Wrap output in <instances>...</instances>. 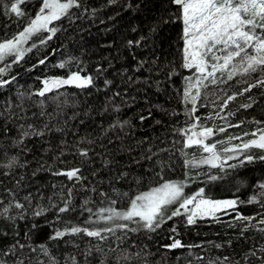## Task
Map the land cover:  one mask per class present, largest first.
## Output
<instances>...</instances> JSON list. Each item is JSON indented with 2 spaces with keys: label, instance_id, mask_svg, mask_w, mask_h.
Here are the masks:
<instances>
[{
  "label": "trees",
  "instance_id": "16d2710c",
  "mask_svg": "<svg viewBox=\"0 0 264 264\" xmlns=\"http://www.w3.org/2000/svg\"><path fill=\"white\" fill-rule=\"evenodd\" d=\"M41 2L26 0L20 6L25 13L21 17L6 13L0 4V42L22 31L34 18ZM79 4L70 10V16L50 25L57 29L54 35L41 32L33 36L24 47H31V51H26L23 59L12 64L0 77L11 80L0 87V164L17 157L19 164L25 165L15 167L8 176L3 175L7 169L0 167V208L10 201L24 205L23 209L13 207L9 212L11 216L22 212L23 219H0V248H7L18 240L26 245L24 253L43 264H50L49 257H54L57 264H99L100 254L84 255L96 245L105 252L109 248L117 250L109 254L107 264H115L121 249H126L131 256L123 264H209L210 261L245 264V253L264 246V232L259 231L264 225L258 223L264 219V207H261L264 197L257 196L258 203H246L261 191L258 185L264 183V161L256 159L240 165L234 159V162L218 163L223 164L224 171L207 164L186 170L185 159L198 161L207 153L197 145L183 148L186 137L178 130L191 123L211 127L204 120L220 111L222 100L234 94L236 98L223 111L228 123L222 125L219 119L215 122L218 123L214 129L223 127L225 131H216L205 143H215L220 153L221 144L228 139L235 141L264 128V87L237 94L247 86L245 80L254 82L255 78L264 77L260 73L251 78L237 76L227 84L202 89V93L214 94L207 100L202 96L197 102L195 115L200 120H188L186 113L191 105H185L182 96L185 77L194 76L195 72L181 66L183 25L176 20L159 24L157 31H152L161 17L175 19V6L168 0H79ZM49 35H52L50 40ZM41 39L45 42L41 43ZM42 59L45 62L40 64ZM11 60L12 57L7 58L0 67ZM60 64L65 66L61 68ZM81 69L82 76L93 77L92 85L64 88L44 97L31 95L39 91L44 79L67 77ZM105 80L111 83L106 86ZM246 104L251 107H242ZM41 111L45 114L41 115ZM124 121L127 123L121 127ZM29 124L37 129L48 124L53 130H45L42 137L25 138L24 144L14 143L20 138V126L26 129ZM61 141H66V146ZM77 147L89 149V158L76 154ZM248 154L258 157L264 153L253 148ZM233 164L238 166L228 167ZM72 167H80L84 179L69 181L65 176L53 174ZM185 171L192 177L186 181V194L194 195L203 187L208 199H236L244 203H238L234 210L217 219H196L192 225L186 223L185 216H179L155 232L142 230L125 234L117 229L115 235L105 233L108 239L103 242L83 234L49 239L56 230L83 225L89 216L81 208L86 200L91 201L87 207L93 211L108 206L109 200H116L113 206L123 209L128 206V198L121 193L133 195L163 181H184ZM210 175L220 178L210 181ZM101 192L107 195L101 196ZM69 199L74 210L58 217V207ZM53 204L57 208L51 207ZM41 208L45 209L44 213L34 215ZM236 212L255 219L251 223L238 221ZM106 226L111 225L103 222L90 225ZM173 227L175 232L171 231ZM245 227L247 231L242 233ZM170 238L181 240L185 246L199 247L169 251L164 245L172 242ZM29 245L36 251L32 252ZM40 245L48 248L49 256L40 252ZM225 257L229 259L224 260ZM4 259L11 262L15 258ZM248 264H260V261L250 258Z\"/></svg>",
  "mask_w": 264,
  "mask_h": 264
},
{
  "label": "snow or ice",
  "instance_id": "6c2138e0",
  "mask_svg": "<svg viewBox=\"0 0 264 264\" xmlns=\"http://www.w3.org/2000/svg\"><path fill=\"white\" fill-rule=\"evenodd\" d=\"M25 3L26 0H7L6 3L5 0H0L4 11L15 14L17 17L25 14L20 7ZM168 3L175 6V19L161 17L157 26L153 27L152 31H157L159 24L174 23L176 20L182 23L183 49L181 66L189 71L195 70L194 76L185 77L182 102L185 105H191L186 113L187 119L198 121L200 117L195 115L198 111L197 102L201 100L202 96L203 99L207 100L209 95L214 94L208 92L202 93V89H207L210 85L227 84L237 76L251 78L253 74L260 73L264 77V0H168ZM79 6V0H42L34 18L28 21L27 26L17 35H14L12 39L0 42V63H4L7 58L12 57L9 63H6L4 67H0V77H3L9 71L12 64L19 63L26 51H31V47L25 49L23 45L27 44L33 36L41 32H50L54 35L57 29L55 27L49 28V25L53 21L60 20L62 17L70 16V10ZM52 35H49L47 39H52ZM44 42L41 39V43ZM131 43L129 41V44ZM34 46L32 45V47ZM44 62L43 59L39 61L40 64ZM64 66V64L59 65L61 68ZM81 71L83 70L71 72L66 78L44 79L42 81L43 87L31 95L44 97L46 93H50L54 89H59L64 85H74L78 88L92 85L93 77L90 75L82 76ZM12 80H15V77H12ZM9 83H11V80L0 79V87ZM110 83V81L105 80L106 86ZM244 83L247 86L237 93L238 95H244V93H248L256 87H264V78L257 77L254 82L245 80ZM20 97L23 99L24 94L21 93ZM235 98L234 94L228 95L223 99L220 111H224L228 106V102ZM213 103H216V101H213ZM242 107L248 108L251 107V104L242 105ZM44 114L41 111V115ZM217 116H219V113H217ZM141 119L143 120L144 117H141ZM208 119H211V117H208ZM126 123L127 121H124L120 126L123 127ZM230 126L238 127L239 125ZM112 127H115V125ZM197 127H199V131H196ZM20 128V138L14 141L17 145L24 144L25 138L33 136L42 137L45 135V130H53V128H49L48 124H45L43 129H37L31 124L26 129L23 125ZM54 130L63 131L60 128H54ZM216 131L223 132L225 129L223 127L214 129L191 123L187 128L178 130L180 135L186 137L182 142L183 148L197 145L202 148L203 152L208 153L206 157L198 161L185 159L184 167L186 170L196 168L201 164H207L213 168L220 167L221 171H224L223 164H218L217 162L223 161L226 164L228 160L233 159H238L240 165H243L245 162L252 163L256 159L264 161V154L258 157L248 154L253 148L260 149L264 153V128L250 133L253 138L243 142L242 145L225 147L223 152L231 153V155L227 156H221L216 151L215 143H205ZM188 133H191V135H188ZM88 143L91 144L93 142L88 141ZM177 143L180 142L177 141ZM61 145L66 146V141H61ZM89 151V149L77 147L76 154L88 159ZM60 155H63V151H61ZM241 155L243 156L242 159H240ZM148 159H151V156ZM157 163L161 162L157 161ZM17 166H25L19 164L17 157H11L7 163L0 164V167L7 169V171L3 172L4 176L11 175V170H14ZM237 166L236 164L228 165L230 168H236ZM161 171H163V167H161ZM81 172L80 167H72L66 170L55 171L53 174L65 176L69 181L79 182L84 179ZM218 178L220 177L216 175L208 176L210 181H215ZM161 179L163 180L162 177ZM189 179H192V177L188 171H185L184 181H163L148 191H137L133 195L121 193L120 195L128 198V206L123 209H117L113 206L117 203L116 200H109L108 206L93 211L92 208L87 207L91 201L86 200L81 208L87 211L89 216L84 220L83 225L73 224L70 227H66L63 231L56 230L49 239L57 240L69 234H83L86 237L95 238L103 242L108 239L105 233L115 235L117 229L125 234L138 233L142 230L155 232L157 229L162 228L165 223L179 216H185L186 223L192 225L196 222L197 218L214 217L215 213L219 211L227 212L228 209L234 210L238 203H244V201L236 199H208L205 197V189L203 187L199 188L194 195H188L185 193V187L187 186L186 181ZM258 187L261 191L257 195L250 197L246 203H258L257 196L264 197V183H260ZM92 191H95V189L93 188ZM70 193L71 189H69ZM100 195L106 196L107 194L101 192ZM13 207L20 210L24 208V205L18 201H10L8 205L0 208V219L9 221H15L17 218L23 219L24 215L22 212L18 216L9 215L10 209ZM51 207L57 208V205L53 204ZM261 207H264V204H261ZM72 210L74 208L71 200H65L63 206L58 207L57 216L59 217L61 213ZM44 211L45 209H38L34 212V215L40 216ZM93 216L96 217L95 220L92 218ZM235 219L251 223L255 217H245L236 212ZM101 222L111 226L103 228L90 227V225ZM258 223L264 225V219L259 220ZM33 227H36V225H33ZM171 231L175 232V227ZM244 231H247V227L241 229L242 233ZM259 231L264 232V227L260 228ZM117 239L122 238L117 237ZM170 239L172 242L164 245L169 251L184 247H199L198 245L185 246L179 239ZM25 247V244H20L17 240L7 248H0V264H26V261L27 264H43V261H39L38 259L33 260L28 254L24 253L23 249ZM28 247L31 248L32 252L36 251L35 247H31L30 245ZM18 249L20 250L19 255H17ZM39 249L43 255L49 256L48 248L45 245H40ZM116 251L115 248H109L108 252H105L102 247L96 245L88 248L84 255L88 257L95 252L101 256L99 264H107L109 254ZM8 256H12L15 259L9 262L4 259V257ZM250 258H255L260 261V264H264V246L256 250L250 249L245 253L243 258L245 264H248ZM130 259L131 256L127 250L121 249L120 253L115 257V264H123V262ZM228 259V257L224 258V260ZM49 261L50 264H57L54 257H49ZM209 264H214V262L210 261ZM220 264H223V261ZM236 264H240V262L237 261Z\"/></svg>",
  "mask_w": 264,
  "mask_h": 264
},
{
  "label": "rangeland",
  "instance_id": "374dc122",
  "mask_svg": "<svg viewBox=\"0 0 264 264\" xmlns=\"http://www.w3.org/2000/svg\"><path fill=\"white\" fill-rule=\"evenodd\" d=\"M53 22H55V21H53ZM52 22V23H53ZM51 23V24H52ZM50 24V25H51ZM50 25H49V28H50ZM50 33V32H49ZM26 45V44H25ZM25 45H23V47H25ZM194 72H195V70H194ZM220 85H223V84H220ZM219 86V85H218ZM217 113H219V116H217ZM215 115H209L208 117H211V119H208V117L206 118V120H204V123L205 122H210L211 123V127L212 128H215L216 127V124L218 123V122H221L222 123V125H226L228 122H227V120H228V118H227V116L225 115H223V111H218ZM213 116V117H212ZM218 117V118H217ZM216 119H219V121L215 124V122L217 121ZM196 131H199L198 129H196ZM253 137L250 135V136H245V137H243V138H238L237 140H227V141H225V142H223V144H221V147H220V155L221 156H227V155H231V153H225V152H223V149L225 148V147H233V146H235V145H242L243 144V142H246V141H248V140H250V139H252ZM207 155H208V153H207ZM230 161V160H229ZM234 161H236V160H231L230 162H234ZM220 162H222V161H218L217 163H220ZM230 211V209H228L227 210V212H224V211H219V212H217V213H215V216L214 217H205V218H209V219H217V218H219V217H221L222 215H226L228 212ZM205 218H203V219H205ZM197 219H200V218H197Z\"/></svg>",
  "mask_w": 264,
  "mask_h": 264
},
{
  "label": "water",
  "instance_id": "95a60500",
  "mask_svg": "<svg viewBox=\"0 0 264 264\" xmlns=\"http://www.w3.org/2000/svg\"><path fill=\"white\" fill-rule=\"evenodd\" d=\"M51 78H66V77H50V78H48V79H51ZM43 87V84H42V86H41V88ZM71 87H75L74 85H64V86H61L59 89H54L52 92H50V93H46V95H48V94H51V93H54V92H57V91H59V90H61V89H64V88H71ZM40 88V89H41ZM39 89V90H40Z\"/></svg>",
  "mask_w": 264,
  "mask_h": 264
}]
</instances>
